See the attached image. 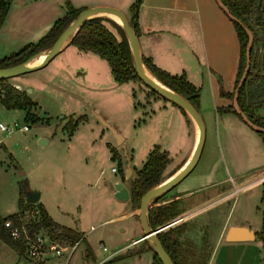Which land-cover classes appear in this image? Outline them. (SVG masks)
<instances>
[{
	"label": "rangeland",
	"instance_id": "374dc122",
	"mask_svg": "<svg viewBox=\"0 0 264 264\" xmlns=\"http://www.w3.org/2000/svg\"><path fill=\"white\" fill-rule=\"evenodd\" d=\"M129 18L130 16L128 20ZM106 25L116 36L119 34L111 22H106ZM256 39L258 40L254 45H261L264 33H257ZM13 48L15 47L0 40V58L16 51ZM61 58L67 64L62 65ZM5 79L11 84L20 82L22 88L19 89L25 90L28 96L30 93L37 104L31 111L39 119L25 118L23 109H7L0 104V122L8 126L13 121L16 122V129L10 133L0 130V216L17 211L20 186L23 190L34 188L40 194L37 202L46 207L56 223L70 227L83 236L71 255L70 264H83L79 262L80 254H84L86 250L89 251L86 258L88 264H93L94 260L112 251H117L113 256L118 259L108 264H151V250L148 251L147 243H131V238L142 233L138 208L134 209L135 213L132 212V215H120L126 208L133 210L131 202L129 199H117L111 188V184L116 181H122L128 188L136 171L127 180L122 179L124 149L119 147L113 133L97 114L122 135L132 169L141 166L149 148L154 144L162 145L165 136L174 134L176 138L171 140L169 147L171 161L160 174L163 178L169 174L170 165L183 155L187 145L184 123L181 129L173 127L171 132L165 129V117L169 108H164L162 104H169L171 101L138 78L124 82L110 78L100 92L103 95H97L86 87L87 82L81 77L70 76V54L66 50L58 52L44 67ZM76 119L77 125L68 135L64 124ZM23 124L28 127L26 130L18 128ZM203 124L204 141L200 157L192 170L172 189L183 191L213 178H228L234 169L249 170L244 176L235 179L238 185L248 182L246 187L232 192L220 201H214L209 207L205 206V211L213 210L216 213L209 226L207 225L209 238L212 239L226 217L228 222H232L238 214H245L250 221L260 223L264 202L262 208L259 206L264 182L257 178L264 169L253 170L255 164L258 166L256 158L255 161H250V165L249 161L238 165L237 158L230 161L229 157L221 154L217 142L219 133L214 121L210 123L205 119ZM244 125L255 137H260L258 132L246 123ZM178 129V134H175ZM40 137L46 140L43 145L38 143ZM210 164L215 173L207 171ZM224 165L228 167L227 170ZM111 166L116 168L115 172L110 171ZM232 188V181L226 179L225 183L216 187V191L224 189L227 192ZM168 191L162 193L160 199L167 197ZM195 207L193 204L190 209ZM186 229L179 233L180 241L184 242L183 238L186 236H193V240L199 244L204 226L193 217L189 218ZM259 234L263 242V222ZM102 245L107 247V252L101 250ZM196 249V253H200L201 250ZM263 249L264 247L255 249L252 245L246 246L243 257L252 258L255 262L256 252L264 254ZM206 250L209 248L206 247L204 253ZM215 251L219 255H227L229 252L234 257L240 252L236 246L229 247L223 242L221 246L215 247ZM136 253L141 254L138 257ZM13 260L14 264L19 261L18 253L0 240V264H12ZM23 264L30 263L23 258Z\"/></svg>",
	"mask_w": 264,
	"mask_h": 264
},
{
	"label": "crops",
	"instance_id": "0c3cea01",
	"mask_svg": "<svg viewBox=\"0 0 264 264\" xmlns=\"http://www.w3.org/2000/svg\"><path fill=\"white\" fill-rule=\"evenodd\" d=\"M7 1V10L0 24V40L5 41L10 47H15L13 50H17L18 47L21 48L29 42L34 43L43 36L54 21L66 12L67 3L74 8L81 9L97 5L111 6L121 10L128 18L131 15L129 7L134 0ZM136 22V35L141 56L147 57L154 65L170 74L184 73L187 80L198 88L197 110L203 122L207 119L210 123L214 121L216 124L217 132L219 133L217 142L221 149V154L229 157L230 161H233V158L234 160L237 158L238 165L243 164L245 161H249L250 165V161H255L256 158L258 166L256 167L255 164L253 170L264 169V144L261 137H255L250 129L246 128V125H244L245 122L233 112L229 110H220L232 105V97L226 94L233 92L235 86L239 63V41L231 19L220 7L218 1L140 0L136 12ZM65 50L70 54V76L72 74L74 77H81L87 82L86 87L92 89L93 93L103 95V93L100 92L105 87L106 83H109L110 78L114 80L110 69H108L109 66L107 62L94 52L78 49L71 42L66 43L60 49L59 53ZM55 56L45 65L51 62ZM34 58L29 60L30 64ZM61 61L62 65L64 63L67 64L64 58H61ZM107 72H109L110 76ZM13 85L17 88H22L20 82H16ZM221 91L224 94H222ZM28 94L33 100L30 93ZM36 105L34 107H36ZM88 105L90 106L89 103ZM162 105L164 108H169V112L165 117V129H168L170 132L173 127L181 129L182 123H184L187 130V145L184 147L183 155L178 158V161L170 165L171 170L169 174L165 176L168 178L179 171L190 159L197 142V137L190 116L183 111L182 108L173 102H169V104L163 103ZM254 112L258 116L264 118V106L255 108ZM179 129L175 134H178ZM173 137L174 134H168L162 141V145L154 144L159 147V150L166 151L169 158L167 165L171 161L169 157L170 142L176 138ZM199 157L200 154L198 159ZM211 163L213 164L214 161ZM224 166L226 168V165ZM136 169H132L131 175ZM207 169H209L207 171L211 170L213 173L216 172L211 164ZM227 169L228 167L226 170ZM242 170L243 168L234 169L233 174H229L228 178H213L206 183L183 191L173 190L172 186L168 189L169 191L167 190L169 193L167 197H163L159 201L155 203H153V201L151 203L153 206L157 204L175 203L173 206L178 209L179 212L172 218V221L178 220V218L180 220L173 224L170 223V226L180 224L184 219L189 220V218L193 217L198 223L204 226L205 229L202 230V233L206 235L205 237L208 241L209 248L205 253V264H264V254H261L259 251L255 254V262H253L252 258L243 257L246 246L252 245L255 249L264 247L259 234L263 222L262 199H260L259 206L262 208V220L259 224L250 221L245 214H238L236 219L232 222H228L227 217L224 218L212 239L209 238L207 232V225L209 226V222L214 218L216 213L213 212V210L210 212L208 210L205 211V209L214 201H220L226 198V196H229L232 192L240 191L248 185V182L240 185L235 183L236 178L244 176L249 171ZM226 179L232 181L234 188L227 192L224 191V189H222L221 192L216 191V187L225 183ZM257 179L264 182V171ZM193 204L196 207L190 209ZM206 205L208 206L205 207ZM44 208L46 209L45 206ZM126 209L127 210H123L119 214L123 216L132 215V212L135 213L134 209ZM231 225H243L252 228L254 237L248 240H225L224 233ZM67 228L71 229L70 227ZM140 229L142 230L141 226ZM141 235L142 233L131 238V243ZM189 238L192 240L193 236ZM139 242L147 243L145 239H141L140 241L137 240V242L134 243L137 244ZM222 242L229 247L236 246L240 250L237 257L231 256L229 252L227 255L224 253L220 255L217 254L215 247L221 246ZM85 254H87V250L84 251V254H80V263L81 260L86 262V258L89 255L86 257ZM140 254L136 253L135 255L139 257ZM14 261L15 260L12 261V264H14Z\"/></svg>",
	"mask_w": 264,
	"mask_h": 264
},
{
	"label": "trees",
	"instance_id": "16d2710c",
	"mask_svg": "<svg viewBox=\"0 0 264 264\" xmlns=\"http://www.w3.org/2000/svg\"><path fill=\"white\" fill-rule=\"evenodd\" d=\"M220 1L228 8L230 13H232L237 20L246 25L252 32L253 38L250 47V63L246 76L238 88L237 105L252 122L264 127V118L258 116L254 112L255 108L264 106V41L261 45H254L255 41L258 40L256 39L257 33H264V0ZM139 2L140 0H134L129 7L131 15L128 21L130 25H132L135 33H137L136 12ZM7 6V0H0V24L5 16ZM80 10L81 8H74L67 3L66 12L56 19L47 32L36 42H29L23 45L20 49L2 56L0 58V68L23 62L40 51L47 49ZM237 20L231 19L239 41V63L235 86L244 66V50L247 41V34ZM106 22H111V24L119 31L117 36L106 25ZM70 42L78 49L94 52L103 58L107 62L115 81L124 82L138 78L133 67L129 45L124 32L121 26L111 19L99 16L87 19L79 26ZM141 59L147 70L158 81L182 95L197 109L198 88L187 80L184 73L170 74L154 65L147 57L141 56ZM221 93L224 94L222 91ZM232 94L233 92L227 93L226 95L232 97ZM0 103L7 109H23L25 111V118L28 117L32 120L39 119L31 111V108L35 106L36 103L27 95L25 90L17 88L15 85L7 82L5 78H0ZM220 110H229L241 119L240 115L235 112L232 105ZM77 122L78 120L76 119L73 121L71 120L70 123L68 122L64 124V127L67 128L68 135L72 133ZM256 132H258L264 144V132ZM168 162L169 158L165 150H159L157 145H154L149 149L142 165L136 169V176L129 181L128 199L131 202L132 209L139 207L140 197L147 189L166 178H161L160 174ZM121 177L122 179L124 178L123 170H121ZM22 191L23 188L20 186L17 211L35 207L39 213V220L36 223L29 225V230L43 228L52 237L61 236L76 239L80 236L78 232L54 222L40 202L27 203L23 198ZM261 199L262 202H264V189ZM173 205H175V203L160 204L150 207L147 211V221L149 226L151 228L160 227L174 217L179 210ZM14 215L15 212L10 213L7 216L12 217ZM4 218V216H0V240L14 249L18 253L19 258L21 256L23 257L22 244L20 241L10 238L6 228L3 226ZM185 229V225L182 224L169 226L159 231L157 237L174 264H205L206 254L204 251L206 244L204 240H202L198 247H194L195 245L192 244L191 239L187 236L183 238L184 242H181L179 239V237H181L179 236V233L185 231ZM262 239L264 243V238ZM196 248L201 250L200 253H196ZM148 249L151 250V264H162L150 246H148ZM85 255L86 257L89 255L88 250ZM117 259L116 256H113L102 264H108Z\"/></svg>",
	"mask_w": 264,
	"mask_h": 264
},
{
	"label": "water",
	"instance_id": "95a60500",
	"mask_svg": "<svg viewBox=\"0 0 264 264\" xmlns=\"http://www.w3.org/2000/svg\"><path fill=\"white\" fill-rule=\"evenodd\" d=\"M217 1L220 7L224 10L226 15L230 19L237 20L236 17L232 13H230L228 8L220 0H217ZM105 12L113 13L119 17L121 21L120 26L127 39L132 62H133V67H134V70L138 78L142 80L146 85H148L152 90L156 91L157 93L161 94L162 96L166 97L171 102L177 104L180 108H182L195 121L197 128H198L197 142L193 150V153L190 159L186 162V164L179 171H177L170 177L164 179L163 181L147 189L141 195L140 200H139L138 220L142 228V235L138 238V240L145 239V241H147L151 249L158 256L162 264H174L170 256L168 255V253L162 246L160 240L157 237L158 228L152 229L149 226L148 221H147V211L151 203L157 197H159L162 193H164L169 188L177 184L192 169V167L196 163L198 156L200 154L203 139H204V124H203L201 115L199 114L198 110L186 98H184L179 93L173 91L172 89L168 88L167 86L162 84L160 81L159 83L154 81L149 75L146 74L145 69L147 68L142 63L137 35L132 25H130L126 15L121 10L115 7H111V6L97 5V6H90V7L83 8L68 23V25L59 33V35L55 38V40L52 42V44L47 49H45L43 52L40 51L39 53L31 56L30 58H28L27 60L23 62L0 68V78H8L12 76H17V75H21L23 73L30 72L38 68H41L52 57H54L66 43L70 42L75 32L78 30L79 26L84 21H86L87 19L91 17L98 16L97 15L98 13H105ZM237 21L241 24L242 28L246 32L247 41H246L245 50H244V54H245L244 66H243V69L237 80L236 86L232 94V107L234 108L235 112L240 115L242 121H244L248 126L253 128L255 131L264 132V127L252 122L237 105V92H238L239 86L241 85V83L243 82L246 76V72H247V69L250 63V47H251L252 38H253V35L250 29L246 25H244L242 22H240L239 20ZM40 53L44 54L43 59L37 64H30L29 60L36 57ZM97 116L99 117L101 122L108 129L111 130V132L113 133V136L115 137L116 143L119 145V147L124 149L125 165L123 168V176H124V179L127 180L132 173V167H131L129 157L124 147L123 137L116 130V128L109 122L105 121L101 115L97 114ZM45 142L46 140L42 137L38 139V143L40 145H43ZM19 173L22 174L23 171H19ZM111 188L113 190L114 196L117 199L119 200L128 199L129 192H128L127 187L123 185L122 181L114 182L113 184H111ZM22 193H23V198L27 203L37 202L39 199V195H40L39 191L34 188L25 189L22 191ZM253 237H254L253 229L243 226V225H231L226 229L224 233V239L228 241L248 240V239H252ZM16 264H23L22 256L19 258V261Z\"/></svg>",
	"mask_w": 264,
	"mask_h": 264
},
{
	"label": "built area",
	"instance_id": "2783aa9c",
	"mask_svg": "<svg viewBox=\"0 0 264 264\" xmlns=\"http://www.w3.org/2000/svg\"><path fill=\"white\" fill-rule=\"evenodd\" d=\"M19 129L26 130L28 127L23 124ZM16 129V122L8 126L0 122V130L10 133ZM110 171L115 172L114 166L110 167ZM3 226L6 228L9 236L13 240L21 242L23 247V258L30 264H70V258L75 251L78 243L83 238L81 235L76 239L67 237H52L43 228H34L29 230V225L39 220L37 208H28L16 211L14 216H4ZM92 228V227H91ZM90 228V229H91ZM135 241H132L134 243ZM101 250L107 252L106 246L102 245ZM117 251L107 253L104 257L94 260L93 264H102L108 258L115 255ZM86 256V255H85ZM88 264V261L83 262Z\"/></svg>",
	"mask_w": 264,
	"mask_h": 264
},
{
	"label": "bare ground",
	"instance_id": "6f19581e",
	"mask_svg": "<svg viewBox=\"0 0 264 264\" xmlns=\"http://www.w3.org/2000/svg\"><path fill=\"white\" fill-rule=\"evenodd\" d=\"M97 15H105L106 17H108V18H110V19H112L114 22H116L117 24H119L120 25V23H121V21H120V19H119V17L117 16V15H115V14H113V13H98ZM43 57H44V54L43 53H40L39 55H37L35 58H34V60L31 62V64H37V63H39L42 59H43ZM145 72H146V74L147 75H149L154 81H156V82H158L159 83V81L147 70V69H145ZM191 118V117H190ZM191 120H192V122H193V124H194V127H195V131H196V137L198 138V128H197V125H196V123H195V121L191 118ZM163 181V180H162ZM170 224V223H169ZM169 224H167V225H169ZM135 242H137V240H135Z\"/></svg>",
	"mask_w": 264,
	"mask_h": 264
},
{
	"label": "flooded vegetation",
	"instance_id": "af4514ba",
	"mask_svg": "<svg viewBox=\"0 0 264 264\" xmlns=\"http://www.w3.org/2000/svg\"><path fill=\"white\" fill-rule=\"evenodd\" d=\"M160 200V196L159 197H157L155 200H154V202L153 203H155V202H157V201H159ZM158 205V204H157ZM156 205V206H157ZM153 205H151L150 207H152ZM149 207V208H150ZM148 208V209H149ZM173 218V217H172ZM172 218L167 222L168 224L169 223H171V224H173V223H175V222H177V221H179L180 219L178 218V220H174V221H172ZM188 222H189V220H185L184 219V221H182L180 224H182V225H185V227L187 228V224H188ZM167 223H165L164 225H162V226H160V227H157L158 228V230H157V233L159 232V231H161V230H163V229H165V228H167V227H169L171 224H169V225H167ZM152 229H156V228H152ZM186 231V230H185ZM206 235L204 234L203 235V233H201V236H200V241L198 242L199 244H196V242L192 239L191 241H192V244H194L195 246L194 247H196V246H199L200 245V243L202 242V240H204V242H205V244H206V247H208V241H207V239H206V237H205ZM139 238V237H138ZM138 238H137V240H138ZM141 239H139V241H140ZM149 246V245H148Z\"/></svg>",
	"mask_w": 264,
	"mask_h": 264
}]
</instances>
